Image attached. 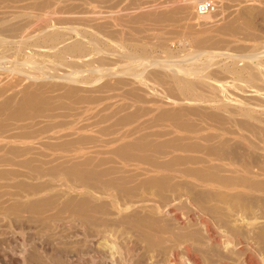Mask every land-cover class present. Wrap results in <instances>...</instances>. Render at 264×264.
Here are the masks:
<instances>
[{
  "label": "rangeland",
  "instance_id": "obj_1",
  "mask_svg": "<svg viewBox=\"0 0 264 264\" xmlns=\"http://www.w3.org/2000/svg\"><path fill=\"white\" fill-rule=\"evenodd\" d=\"M200 1L0 0V264H237L194 221L264 217V0Z\"/></svg>",
  "mask_w": 264,
  "mask_h": 264
},
{
  "label": "bare ground",
  "instance_id": "obj_2",
  "mask_svg": "<svg viewBox=\"0 0 264 264\" xmlns=\"http://www.w3.org/2000/svg\"><path fill=\"white\" fill-rule=\"evenodd\" d=\"M209 15H211V14L202 15L200 17L202 19H208ZM261 55H262V53H261ZM259 56H260V53H259ZM248 57H250V55ZM242 58H247V57H242ZM29 60H31V59H29ZM34 60L32 59L29 62L27 60L26 64L30 65L31 68H34V69L35 68L41 69L39 67V63H37L38 61L35 60V61H37V62H35ZM247 60H249V59H247ZM253 60H254V58H253ZM260 66L263 67L262 64H260ZM43 69L44 68L42 67L41 71H43ZM44 70H46V69H44ZM178 71H181V69H178L177 73H179ZM173 74H176V73H173ZM67 75L68 76H66V75H64V76L67 77L68 80H70V79H72L71 76H73V75L77 76L78 74L72 72V73H69ZM186 76H187V74H186ZM61 77H60V79H63V76H61ZM73 78L74 79L70 80V82L76 83L77 82V80L75 79L76 77H73ZM194 222H195V224L199 225L201 228L202 233H200V235L202 237V242L204 244L203 248H205V250L206 249L208 250L211 247H218L220 249L219 251L221 253H224L226 255L234 254L236 257L237 264H264V217L258 216V215H254V216L249 217V216H246L243 214H237V215L234 214V215L228 216L227 220H224L223 223L225 226L220 225V224L214 225V227H213L214 231H212V232L209 231L210 228L208 227L209 228L208 229L206 226V223H204L203 221L197 219ZM197 239L199 240L198 237H197ZM111 248H113V247L111 246ZM177 251H180V256L182 255V257H180L179 254H177ZM194 251H195V249H194ZM178 256L180 257V259L183 258L182 262H184V264H196L194 262L195 260L194 261L192 260L193 255H192V253H190V248L187 245H182L181 247L177 248V250L176 249L174 250V248L172 250H170L164 258V263L165 264H176V260H177ZM228 258H230V260H231V257L226 256L227 260H228ZM221 260H223V261H220L218 264H227L225 262V259L222 258ZM202 263H203V261H202ZM205 263H207V262H204V264ZM179 264H180V262H179Z\"/></svg>",
  "mask_w": 264,
  "mask_h": 264
},
{
  "label": "built area",
  "instance_id": "obj_3",
  "mask_svg": "<svg viewBox=\"0 0 264 264\" xmlns=\"http://www.w3.org/2000/svg\"><path fill=\"white\" fill-rule=\"evenodd\" d=\"M217 4L216 0H202L196 5L195 14L197 16L213 14L217 11Z\"/></svg>",
  "mask_w": 264,
  "mask_h": 264
}]
</instances>
